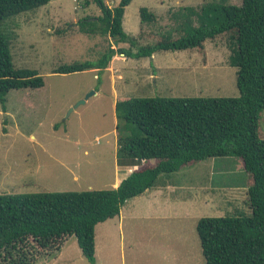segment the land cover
Returning a JSON list of instances; mask_svg holds the SVG:
<instances>
[{"label":"rangeland","instance_id":"1","mask_svg":"<svg viewBox=\"0 0 264 264\" xmlns=\"http://www.w3.org/2000/svg\"><path fill=\"white\" fill-rule=\"evenodd\" d=\"M214 1L220 0H132L123 29L130 36L139 32L138 45L153 44L166 33L179 37L182 32L173 14ZM104 2L114 7L119 0ZM141 8L153 13L155 22L141 24ZM100 14L92 0H50L2 24L10 37L14 66L35 70L44 85L10 91L5 111L0 104V195L106 190L122 181L133 168L116 164L114 106L119 98L239 96L236 68L229 64L233 43L226 36L206 41L202 53L157 52L140 60L116 55L105 70L54 73L61 65L96 62L109 45L129 47L80 30L79 20L92 21ZM80 101L84 102L77 105ZM259 126L264 138V111ZM211 163L200 162L167 176L168 203L157 208L138 196L125 203L119 218L97 225L95 263L205 264L197 220L249 213L246 193L240 190L245 176L238 170L214 176L207 168ZM201 181H206L208 191L194 187ZM175 206L180 211L172 212ZM25 251L32 264H88L73 236L56 254L45 255L31 243Z\"/></svg>","mask_w":264,"mask_h":264},{"label":"trees","instance_id":"2","mask_svg":"<svg viewBox=\"0 0 264 264\" xmlns=\"http://www.w3.org/2000/svg\"><path fill=\"white\" fill-rule=\"evenodd\" d=\"M50 0H0V104L12 90L39 89L41 76L16 68L10 37L1 29L7 19L47 5ZM100 16L78 21L82 32L111 39L96 62L61 65L57 74L105 70L116 55L151 59L157 52L196 50L206 41L226 36L233 43L229 64L236 68L238 97L122 98L115 103L116 164L135 169L116 188L82 192H41L0 195V263L32 264L25 251L31 243L45 255L58 253L74 237L88 264H96L95 228L120 216L125 203L154 188L183 168L214 158H237L247 176L248 214L204 217L196 233L205 264H264V138L259 122L264 111V0H220L173 14L182 35H159L153 44L138 45L123 29L126 7L92 0ZM141 24L155 22L147 9ZM26 252V253H25ZM17 257V259H15Z\"/></svg>","mask_w":264,"mask_h":264},{"label":"crops","instance_id":"3","mask_svg":"<svg viewBox=\"0 0 264 264\" xmlns=\"http://www.w3.org/2000/svg\"><path fill=\"white\" fill-rule=\"evenodd\" d=\"M129 7V6H128ZM128 7H126V9H125V12H124V15H125V13H126V10H127V8ZM170 9H172V7H169ZM181 8V7H180ZM180 8H178V9H180ZM183 8H185V7H183ZM142 9V8H141ZM146 9V8H145ZM170 11V10H169ZM168 11V12H169ZM124 19V18H123ZM122 25H123V23H122ZM138 35H139V32H137L134 36H132V37H134V38H137L138 37ZM130 36V35H129ZM115 58V56L112 58V60H111V63H112V61H113V59ZM115 107V106H114ZM210 160V162H212L211 163V165H209L207 168H209V170H211V171H214V176H216L217 175V177H221V176H223L224 174H226V173H228L229 171H231V172H235L236 170H238V172H240V174L242 173V175L243 176H245L244 177V181H247V176H246V174H245V171H244V168H243V166H242V163H241V161L239 160V159H237V158H231V157H228V158H214V159H209ZM209 160H206V161H209ZM206 161H204V162H206ZM204 162H202V163H204ZM199 164V163H198ZM197 165V164H196ZM195 166V165H194ZM194 166H191L192 168H194ZM119 168V167H118ZM135 169V167L132 169V170H130V173L133 171ZM190 169V168H189ZM129 173V174H130ZM177 173V172H176ZM128 174V175H129ZM128 175H126V177L128 176ZM125 178V177H124ZM124 178H122V180L124 179ZM170 178V177H169ZM246 178V179H245ZM120 182H121V180L120 181H118L117 183H115L114 184V186H113V188H116L119 184H120ZM206 181H201L200 183H197V184H195V186L194 187H199V189H203V190H206V191H208V189L207 188H205L206 186ZM218 183V182H217ZM190 185H192L191 184V182H190ZM216 184H214V186H215ZM218 185V184H217ZM222 186H224V185H222ZM231 186H237L235 183H233V184H231ZM170 187H171V180L169 181V180H167L166 178H162L159 182H158V184L154 187V188H152L151 190H148V191H146L144 194H142L141 196H144V198H145V200L146 201H148V204L149 205H156V207L158 208V207H160L162 204H166V203H168L167 202V200L165 199L166 198V193L167 192H165V191H167V189L168 190H170ZM202 187H204V188H202ZM231 189L233 188V187H230ZM233 190V189H232ZM237 190V189H236ZM240 190H243L245 193H246V190H247V185H246V182H243V188L242 189H240ZM209 197H215L214 196V194H207ZM182 201H184V200H182ZM181 203V202H180ZM183 204V203H182ZM227 204H229V203H227ZM123 208V207H122ZM218 209V208H217ZM122 210V209H121ZM159 211H162L161 209L159 210ZM172 212H178V211H180V207H178L177 209H176V206H175V210H171ZM120 215H121V211H120ZM120 217V216H119ZM118 217V218H119ZM198 219V218H197ZM200 219V218H199ZM198 219V220H199ZM197 220V221H198ZM197 223V222H196ZM66 242V241H65ZM62 248H63V246H62ZM61 248V249H62Z\"/></svg>","mask_w":264,"mask_h":264},{"label":"water","instance_id":"4","mask_svg":"<svg viewBox=\"0 0 264 264\" xmlns=\"http://www.w3.org/2000/svg\"><path fill=\"white\" fill-rule=\"evenodd\" d=\"M84 101H80L77 105L82 104Z\"/></svg>","mask_w":264,"mask_h":264}]
</instances>
